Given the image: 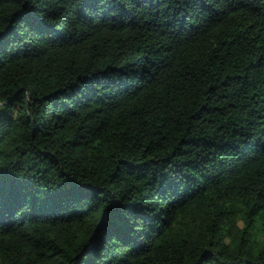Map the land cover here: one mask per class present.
Wrapping results in <instances>:
<instances>
[{
	"label": "trees",
	"instance_id": "obj_1",
	"mask_svg": "<svg viewBox=\"0 0 264 264\" xmlns=\"http://www.w3.org/2000/svg\"><path fill=\"white\" fill-rule=\"evenodd\" d=\"M0 264H264V0H0Z\"/></svg>",
	"mask_w": 264,
	"mask_h": 264
}]
</instances>
